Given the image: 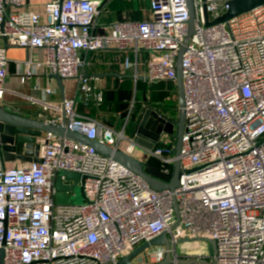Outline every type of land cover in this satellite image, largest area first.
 Wrapping results in <instances>:
<instances>
[{
    "label": "built area",
    "instance_id": "built-area-1",
    "mask_svg": "<svg viewBox=\"0 0 264 264\" xmlns=\"http://www.w3.org/2000/svg\"><path fill=\"white\" fill-rule=\"evenodd\" d=\"M227 2L193 0L195 32L182 55L186 122L180 187L155 191L95 148L43 133L36 140L40 162L6 168L0 157L4 264H117L165 232L175 261L264 264V5L207 26L205 10L214 21L226 11ZM24 3L0 0V38L43 54L36 62H17L19 84L41 71L57 73L76 81V92L85 102L100 105L104 93L87 76L84 54L109 48L134 53L135 60L126 56L121 63L122 73L130 72L134 81L145 76L149 82H176V60L188 32L187 0H151L152 19L117 22L108 34L96 32L104 0L52 1L45 5L44 20L21 10ZM143 51L149 53L147 61ZM7 65L6 50L0 48V106ZM78 99L42 103L55 112L44 122L122 149L142 162L151 158L154 167L170 172L174 144L160 140L155 150L140 148L142 155L135 156L139 147L126 135V124L116 130L80 115ZM60 171L86 177L84 203L56 204ZM207 240L215 242L214 252ZM166 253L164 245L149 247L132 263L157 264Z\"/></svg>",
    "mask_w": 264,
    "mask_h": 264
},
{
    "label": "water",
    "instance_id": "water-1",
    "mask_svg": "<svg viewBox=\"0 0 264 264\" xmlns=\"http://www.w3.org/2000/svg\"><path fill=\"white\" fill-rule=\"evenodd\" d=\"M62 1V0H61ZM264 5V0H228L226 11L214 21H210L209 14L205 10V23L207 26L226 22L243 13L249 12L254 8ZM188 6V32L181 46L176 60V86L178 94V116L176 119L162 115L158 111L145 108L138 120L137 126L133 133V139L137 146L149 150H155L161 145V137L163 135L174 139V156L176 160L171 166L169 173H164L151 164V158L142 162L139 158L128 155L125 151L119 148H114L98 141L89 140L83 134L66 129L64 126L48 124L42 120L27 117L15 107L0 106V157L5 166L6 162L24 161V162H40L39 146L36 144L37 138L43 133H51L58 137L69 138L78 142H82L96 149V151L105 157H110L120 165L125 167L130 172L139 175L146 181L151 189L155 191L169 190L174 192L180 187L181 170V141L185 128V89L182 70V55L185 51L186 44L191 39L195 32V10L193 0H187ZM6 41V40H5ZM56 81L63 99L65 98L64 79L57 73L50 75ZM139 80H148L145 76H140ZM157 82V81H155ZM73 181L72 185L63 184V179ZM86 177L78 173L60 171L56 179V204L58 205H73L75 195L67 194L70 190H75L78 183H81V196L86 200L83 183ZM174 210L176 218L180 219V213L176 198H174ZM177 226L175 224L172 228ZM210 243V251H215V242L207 240ZM164 245L167 253L163 261L157 264H192L193 260H177L175 261L169 252L171 241L168 233H163L160 236L152 239L150 242H145L136 248L130 255L120 259L117 264H134L132 260L142 253L145 249L153 246ZM4 251L0 249V264H4ZM214 264V263H207Z\"/></svg>",
    "mask_w": 264,
    "mask_h": 264
},
{
    "label": "crops",
    "instance_id": "crops-1",
    "mask_svg": "<svg viewBox=\"0 0 264 264\" xmlns=\"http://www.w3.org/2000/svg\"><path fill=\"white\" fill-rule=\"evenodd\" d=\"M52 1L56 0H25L21 10H29L38 13L44 20L45 5ZM150 1L151 0H104L101 15L97 18V34L110 33L113 25L120 21L133 20L135 22L152 19ZM0 48H5L8 58V77L5 82L6 92L1 106L18 108L27 117L42 121L47 120V118L55 115L54 111L51 109H45L42 104L48 103L52 105H59L63 100L58 85L56 84V81L50 77V74L41 71L37 75L28 79L25 85L19 84L18 82L19 76L17 72V62L26 61L29 59L36 62L42 58L43 54L41 52H35L28 49L26 50L25 48L8 45L2 38H0ZM147 55L149 57V54ZM84 56L89 63L87 68L88 70L86 71L87 76L92 79L91 82L95 86H97L99 89H102L103 93L112 91V89L115 91V89L120 88V86L124 83V78L132 77L130 72L123 74L121 70V63L126 56H128L131 60H135V55L132 51L125 53L119 51L117 48H109L97 52L85 53ZM143 56L144 51L142 53V59H144ZM144 72L145 70L143 69L141 73ZM133 82L134 86H136V81H134V79ZM36 85L40 87V90L35 91L33 89ZM76 86L75 80H64L65 98H79V95L76 92ZM46 88L56 89L57 92L53 95H47L44 91ZM26 96L32 97L34 100H27ZM171 99V101H176L178 103L177 91L176 93H172ZM179 107H177V116ZM145 108L157 111L152 107H147V105L140 109L144 110ZM142 111L139 110L131 122L128 118H125L126 123H124V126L125 124L128 126L127 129L125 126L126 135L128 137H133L131 134H129L130 129L132 128L135 121L138 120ZM177 116L174 119H176ZM122 128H117V130H121ZM170 139H172L171 143L174 144V139L171 137ZM124 146L125 143H121V147L124 148ZM134 155L140 156L142 155V151L140 149H136ZM26 163L27 162L24 161H11L6 162L5 167H23V165Z\"/></svg>",
    "mask_w": 264,
    "mask_h": 264
},
{
    "label": "trees",
    "instance_id": "trees-1",
    "mask_svg": "<svg viewBox=\"0 0 264 264\" xmlns=\"http://www.w3.org/2000/svg\"><path fill=\"white\" fill-rule=\"evenodd\" d=\"M149 53L144 52V60H148ZM88 70V69H87ZM132 77L124 78V83L120 88L115 90H124L123 96H116L111 100L110 93L112 91L104 93V100L100 105L95 103L85 102L83 98L79 97L77 110L78 113L84 116L98 120L100 123L107 127H112L117 130V128H122L124 126L125 118L129 121L134 118L139 110H143V106L152 107L162 115L174 119L177 116L178 103L176 101H171L172 93H176L178 90L176 88L175 82L171 81H159V82H148V81H137L133 86ZM132 113L128 115L129 103H132ZM128 115V117H127ZM140 116V115H139ZM140 118V117H139ZM138 118V120H139ZM138 120L135 121L129 134L133 135L134 130L137 126ZM128 126H126L127 129ZM129 129V128H128ZM119 130V129H118ZM126 131V130H125ZM158 166L157 162H153Z\"/></svg>",
    "mask_w": 264,
    "mask_h": 264
},
{
    "label": "rangeland",
    "instance_id": "rangeland-1",
    "mask_svg": "<svg viewBox=\"0 0 264 264\" xmlns=\"http://www.w3.org/2000/svg\"><path fill=\"white\" fill-rule=\"evenodd\" d=\"M134 84H132V89H134ZM123 92H124V90L122 91V90H115L114 92H111L110 93V97H111V100H113V98H115L117 95L118 96H123ZM130 104V106H129V108H128V114H131L132 113V104H133V102L132 103H129ZM161 141H162V143H164V144H168V143H171L172 142V139H170L168 136H165V135H163L162 137H161ZM80 188H81V184H77L76 185V187H75V190L71 193V196H73V194H75V202H76V204H82V203H84V200H83V198H82V196H81V191H80Z\"/></svg>",
    "mask_w": 264,
    "mask_h": 264
}]
</instances>
